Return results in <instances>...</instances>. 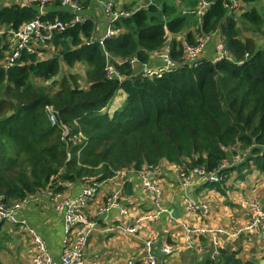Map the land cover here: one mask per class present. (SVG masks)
I'll return each mask as SVG.
<instances>
[{"label": "trees", "instance_id": "trees-1", "mask_svg": "<svg viewBox=\"0 0 264 264\" xmlns=\"http://www.w3.org/2000/svg\"><path fill=\"white\" fill-rule=\"evenodd\" d=\"M208 1L212 5L202 17L194 11L198 0H189L193 10L187 12L170 2L132 11L114 23L117 33L103 44L89 41L96 24L85 19L54 35L52 57L25 52L10 68L1 64L0 47V201L12 204L47 188L63 192L68 183L102 182L118 170L153 168L164 160L187 173L196 166L213 171L232 155L234 144L247 156L220 171L223 181L233 170L241 178L248 169L264 178V5L237 0L241 5L234 8L230 0ZM37 16L36 4L1 7L0 25L14 29ZM40 17L69 22L72 14L56 2ZM183 32L184 39L178 38ZM170 33V55L179 66L161 77L133 75L130 59L149 63L168 45ZM217 33L230 58L213 61L204 52L195 64L182 62L185 43ZM108 57L121 79L107 77ZM63 63L87 64V87L79 73L57 79ZM120 90L126 99L110 114L105 109ZM64 126L71 134L66 138ZM80 133L85 138L76 141ZM221 185L207 182L217 190ZM206 264L256 262L224 249Z\"/></svg>", "mask_w": 264, "mask_h": 264}, {"label": "crops", "instance_id": "crops-1", "mask_svg": "<svg viewBox=\"0 0 264 264\" xmlns=\"http://www.w3.org/2000/svg\"><path fill=\"white\" fill-rule=\"evenodd\" d=\"M114 1L117 10L135 11L147 9L150 5L160 7L164 2L176 3L182 10H192L191 7L189 8V0ZM11 5L14 4L9 1L0 2V8ZM82 5L79 14L83 16L84 20L91 19L95 22L96 29L91 38L97 40L105 34L109 19L104 12L102 3L84 0ZM55 6L56 2L47 6L45 13ZM64 8L71 13L68 8ZM7 29L9 26L6 24L0 25L1 48L6 39V35L1 31ZM174 36L170 33L168 37L169 46ZM184 36L185 32L177 37ZM217 36H219L218 33L212 36L204 56H216V41L219 38ZM162 63L157 53L151 56L149 64L152 66ZM81 65L86 69L87 64L84 63L73 68L65 65V68L62 67L65 69V74H81L76 71V68ZM81 84H85V80H81ZM120 91L122 92L116 98L114 106L108 110L110 114H113L126 99L125 92ZM126 169L129 172L122 177L114 176L100 182L99 192L87 208L90 218L97 222V226L89 236L84 264H129L130 262L141 264L143 240L155 235L157 237L155 252L163 264H206L208 260L217 261L221 255V250L224 249L238 251L239 256L244 261L261 264L262 259H264V244L260 236L241 233L239 237L233 240H220L219 245L216 246L210 236L191 235L187 232V227L201 223H209L216 227L236 228L243 226L248 220V215L242 210L240 202L245 199L254 200L263 206L264 185L257 194L255 191L243 193L245 188L243 186L248 184L249 177L241 178V173L237 170L230 179L227 178V181H232V179L237 181H233L235 186L227 183L223 187L222 184V190L208 187L205 180H200L196 176L188 186H184L179 177L182 168L166 160L153 168L145 166L140 170ZM145 173L149 176L151 183L161 188L160 199L155 192L145 188V177L143 176ZM237 179L241 180V183ZM66 185L63 194L74 197L82 191L85 183H68ZM50 192L41 191L37 193V200L24 205L17 211L16 217L26 221L28 226L33 227L45 239L51 256L58 264H61L65 236L64 218L61 213L55 210V201L50 197ZM114 193L118 195L119 205L108 212L102 211L107 198ZM189 199L207 203L209 209L200 211L198 215H192L186 208ZM158 202L162 203L168 211L161 213L157 221H146L145 225L139 228L137 234L121 230V225H134L136 220L145 213L159 210ZM122 209H126L127 214H123ZM7 222L11 221L0 222V264H28L34 254L33 244L25 230H21L18 224L11 222L9 225ZM164 245L172 246L171 254L162 251ZM216 250L218 255L213 260L212 254Z\"/></svg>", "mask_w": 264, "mask_h": 264}, {"label": "built area", "instance_id": "built-area-1", "mask_svg": "<svg viewBox=\"0 0 264 264\" xmlns=\"http://www.w3.org/2000/svg\"><path fill=\"white\" fill-rule=\"evenodd\" d=\"M1 1H9L12 4H18L20 6H30L36 4L37 10L39 11V16L32 20L23 22L19 27L1 31V33L6 35V39L2 45L3 53L5 55L3 61L1 62L5 68H10L16 65L17 61L25 52L36 55L38 59L52 57V55H47V52H51L52 49H54V35L84 21L83 16L79 14L84 0H0V2ZM86 1L102 3L104 12L109 19L108 28L105 34L97 39V41H100L101 44H103L106 38L117 33V30L114 28V23L121 17L130 16L132 13L130 10H117L114 0ZM230 1L234 8H238L241 5V3L237 0ZM54 2H60L62 6L71 11V21L65 22L60 18L42 19L40 17V15L45 13V8ZM211 5V1L200 0L198 6L194 8V11L202 17L206 11L209 10ZM187 11L189 10H183V12ZM181 38L184 39L183 37ZM210 40V36L202 35L195 44L185 43L183 46L184 57L182 62L184 64H192L191 62L193 60L198 61L205 52L207 44ZM89 41L96 40L91 38ZM216 49L217 55L213 58V61L220 60L225 56H228L229 58L231 57L226 51L220 37L216 41ZM157 56L163 62L161 65L157 66H152L149 63H141L137 57L131 58L130 65L135 71L133 75L141 73L144 77H161L164 73L177 68L180 64L171 57L169 45H166L160 52H158ZM245 57H248V54H246ZM106 71L109 79H112L113 77L122 78L121 74L111 63L110 57H108L107 60ZM48 112L51 122L55 124L57 122V117L53 107H48ZM66 128L67 127L64 126L65 135L67 136L69 134V129L66 131ZM240 146V144H234L231 146L229 151L232 152V155L227 159H224L219 168L213 171H208L205 167L201 166L192 168L189 173L181 169L179 177L183 181L184 186H188L192 179L194 180L195 176L200 180H205L206 182L220 183L225 178V174H222L220 171L238 164L247 156V151H239ZM134 169L135 168H131V170ZM127 172H129L127 169L118 170L115 176L122 177V175ZM143 176L145 177V188L155 192L158 199H160L162 193L161 188L151 183L149 181V176L146 173ZM99 183L100 182H95L83 186L82 191L74 197L66 196L63 192L55 193L49 188L43 191L44 193L51 191L50 197L55 201L54 208L58 213H61L64 218L65 236L63 239L61 264H84L89 236L93 229L97 226V222L90 218L87 208L99 192ZM36 195L37 194L29 195L22 200L13 202L12 204H6L0 201V222L11 221L18 224L21 230H25L34 248L32 260L28 264H58L51 256L45 239L33 227L28 226L26 221L19 220L16 217L17 211H19L24 205L33 200H37ZM158 204L159 210L145 213L142 217H139L136 220L134 225H121V230L123 232L137 234L139 228L143 227L146 221H157L161 213L168 211L162 203L158 202ZM118 205L119 198L118 195L114 193L107 198L104 206L102 207V211L108 212ZM240 206L248 215L247 222L241 227H216L209 223H201L187 227V232L191 235L210 236L216 246L219 245L220 240L225 239L230 241L239 237L241 233L258 235L264 244V207L257 201L246 199L240 202ZM186 208L190 214L198 215L200 211L208 210L209 205L207 203H200L189 199ZM121 212L123 214H127L126 209H122ZM156 239L157 237L155 235L143 240V255L141 258V264H163L159 261L155 252V243L157 242ZM162 251L166 254H171L173 248L171 245H164L162 247ZM217 255L218 251L216 250L212 254V259L215 260ZM129 264L138 263L130 262Z\"/></svg>", "mask_w": 264, "mask_h": 264}, {"label": "rangeland", "instance_id": "rangeland-1", "mask_svg": "<svg viewBox=\"0 0 264 264\" xmlns=\"http://www.w3.org/2000/svg\"><path fill=\"white\" fill-rule=\"evenodd\" d=\"M252 5H255V6H257L258 8H262L261 6H263L264 5V0H262V1H260V2H258V3H254V4H252ZM262 40H264V37L263 36H261L260 37ZM57 53V50L54 52V54H56ZM53 54V49H52V51L51 52H47V55H52ZM46 55V56H47ZM67 66L66 64H64L63 63V66ZM65 66H64V68H65ZM63 67H62V70H61V72H60V74L56 77L57 79H60V77H62L63 76V74L65 73V69H64ZM84 67L81 65V66H78L77 68H76V71H79L81 74H82V77H81V80L82 81H84V75H83V73H84ZM80 74V75H81ZM35 81L37 82V83H39V84H43V85H47V83H49L48 81L47 82H45V81H42V80H40V79H35ZM81 85H85V84H81ZM120 92H122V91H119L118 93H117V95H115V97L112 99V101L109 103V108L108 109H105V110H109V109H112V107L114 106V104H115V101H116V98L119 96V93ZM111 111V110H110ZM67 127V126H66ZM69 127H67L65 130L67 131V129H68ZM70 130V129H69ZM69 135H71L70 134V131H69ZM65 138H66V135H65V131H64V135H63ZM83 138H85L84 137V135L83 134H78V136H77V138H76V141H80L81 139H83ZM239 151L240 152H243V148L242 147H239ZM245 151V150H244ZM240 162H242V161H240ZM239 162V163H240ZM238 163V164H239ZM252 169H254V168H252ZM236 172H237V170H233L232 172H231V174H230V176H229V179L232 177L231 175H233V174H236ZM244 173H245V176L247 177H249V181H248V184H246L245 186H243V187H245L244 189H243V193H246V192H248V191H255V194H257L262 188H263V185H264V178L259 174V172H257L256 170H253L252 172H250L249 171V169L248 170H245L244 171ZM224 179H226V176H225V178ZM239 179H241L240 177H239ZM239 179H237L240 183H241V180H239ZM223 181V180H222ZM221 181V183L223 184V187H225V185L227 184V183H230L232 186H235L234 185V182L233 181H235L234 179H232V181H226L225 182V180L222 182ZM235 182H237V181H235ZM222 188V187H221ZM223 189V188H222ZM263 206H264V204H263ZM9 225H10V223L11 222H7ZM255 236V235H254ZM179 263V262H178Z\"/></svg>", "mask_w": 264, "mask_h": 264}, {"label": "water", "instance_id": "water-1", "mask_svg": "<svg viewBox=\"0 0 264 264\" xmlns=\"http://www.w3.org/2000/svg\"><path fill=\"white\" fill-rule=\"evenodd\" d=\"M196 62H197V60H193L191 63L195 64ZM261 264H264V259H262Z\"/></svg>", "mask_w": 264, "mask_h": 264}]
</instances>
